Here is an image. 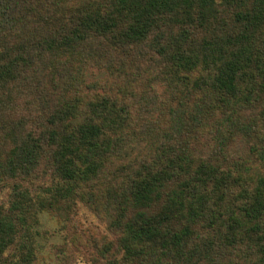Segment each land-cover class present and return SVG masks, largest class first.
I'll list each match as a JSON object with an SVG mask.
<instances>
[{
	"label": "trees",
	"instance_id": "obj_1",
	"mask_svg": "<svg viewBox=\"0 0 264 264\" xmlns=\"http://www.w3.org/2000/svg\"><path fill=\"white\" fill-rule=\"evenodd\" d=\"M24 94L0 264H33L66 200L106 218L113 264H264V0H0V104Z\"/></svg>",
	"mask_w": 264,
	"mask_h": 264
},
{
	"label": "rangeland",
	"instance_id": "obj_2",
	"mask_svg": "<svg viewBox=\"0 0 264 264\" xmlns=\"http://www.w3.org/2000/svg\"><path fill=\"white\" fill-rule=\"evenodd\" d=\"M84 71L86 83L102 81L108 75L105 68L93 65H86ZM158 90L161 96H165L164 86L159 85ZM34 97L24 94L16 100V108L12 110H6L9 107L7 104H0V162L14 147L11 133L18 127H27L25 130H30L37 123L39 107ZM230 152L233 155H242L246 149L236 143ZM14 182L32 186L25 179L13 181L0 175V205L5 209L10 186ZM34 185L36 188L33 186L31 189L38 199L50 200L56 188L62 186V182L50 177L42 185ZM32 230L35 233L36 247L33 264H113L119 258L113 246H108L110 243L116 244L117 235L109 228L106 218L79 200H66L54 210L39 212Z\"/></svg>",
	"mask_w": 264,
	"mask_h": 264
}]
</instances>
